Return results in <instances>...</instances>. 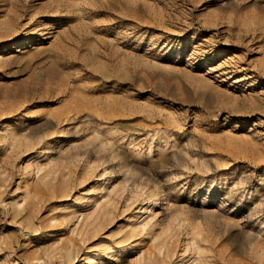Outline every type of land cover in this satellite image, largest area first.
I'll return each mask as SVG.
<instances>
[{"label":"rangeland","instance_id":"rangeland-1","mask_svg":"<svg viewBox=\"0 0 264 264\" xmlns=\"http://www.w3.org/2000/svg\"><path fill=\"white\" fill-rule=\"evenodd\" d=\"M74 248L264 264V0H0V264Z\"/></svg>","mask_w":264,"mask_h":264},{"label":"bare ground","instance_id":"bare-ground-1","mask_svg":"<svg viewBox=\"0 0 264 264\" xmlns=\"http://www.w3.org/2000/svg\"><path fill=\"white\" fill-rule=\"evenodd\" d=\"M27 166H28V164H27ZM26 166V167H27ZM29 167V166H28ZM40 171V169H38L37 170V172L36 173H38ZM34 175V174H33ZM32 176V175H31ZM45 183H46V181H45ZM123 210V209H122ZM126 210V209H125ZM145 210V209H144ZM144 213V212H143ZM148 213V212H147ZM155 213H153V212H149L148 213V216H147V221H143V223H141V229H146V230H150V232H149V235L153 238V237H155V235L153 234L154 232H153V228H154V219H155V215H154ZM79 217V216H78ZM78 217H76V219H75V228H74V232H77V229H80L81 227H82V230H85V228H87L88 227V225H91L92 224V222L94 223V221H95V218L96 217H93V219H92V216H90V218L88 217V219L86 220V222H85V220H84V217H82V218H78ZM87 217H85V219H86ZM93 221H92V220ZM146 220V219H145ZM156 221V220H155ZM96 226V225H95ZM139 226V227H140ZM138 227V228H139ZM30 229H32V230H34V231H36L37 229H35V228H28L27 230H30ZM95 229V228H94ZM147 233V232H146ZM83 235H85V234H83ZM157 238V237H156ZM161 238V237H160ZM173 239V238H172ZM157 241L159 240V239H156ZM161 240V239H160ZM159 240V241H160ZM153 241H155V238H154V240ZM158 241V242H159ZM157 242V243H158ZM130 243V242H129ZM155 243V242H154ZM157 243H155V244H157ZM165 243H167V242H165ZM142 244V243H141ZM152 244V243H151ZM174 244V243H173ZM162 244H160V247H159V245L157 246H155L154 248H156V250H158V253L160 254V255H162L161 254V251H162V249H163V245L161 246ZM166 245V244H165ZM171 245V244H170ZM176 245V244H175ZM174 247V246H173ZM177 247V246H176ZM170 248V247H169ZM167 249H168V247H167ZM172 250V249H171ZM170 250V251H171ZM173 251V250H172ZM75 253H77L76 252V248H74V249H72L71 251H68V252H66L65 254H61V257H63L62 259L65 261V263L66 264H73L74 262H75ZM156 253V252H155ZM157 253V254H158ZM177 253V252H176ZM175 253V254H176ZM173 254V253H172ZM163 256H164V254H163ZM165 256H167V255H165ZM173 256V255H172ZM159 258V257H158ZM157 259V258H156ZM136 260V259H135ZM164 260H162V264H164V262H163ZM138 264H145V261H143V258L142 257H139V259H138ZM166 264V263H165Z\"/></svg>","mask_w":264,"mask_h":264}]
</instances>
